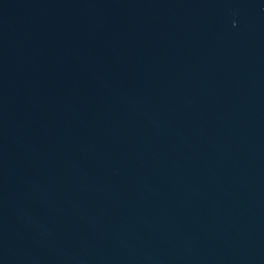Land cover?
Wrapping results in <instances>:
<instances>
[{"label": "water", "instance_id": "1", "mask_svg": "<svg viewBox=\"0 0 264 264\" xmlns=\"http://www.w3.org/2000/svg\"><path fill=\"white\" fill-rule=\"evenodd\" d=\"M0 264H264V0H0Z\"/></svg>", "mask_w": 264, "mask_h": 264}]
</instances>
